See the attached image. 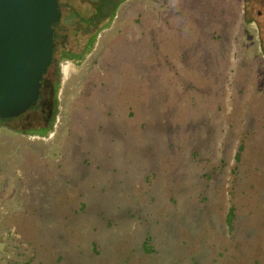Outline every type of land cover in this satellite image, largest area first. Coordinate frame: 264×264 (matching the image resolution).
<instances>
[{
  "label": "rangeland",
  "instance_id": "obj_1",
  "mask_svg": "<svg viewBox=\"0 0 264 264\" xmlns=\"http://www.w3.org/2000/svg\"><path fill=\"white\" fill-rule=\"evenodd\" d=\"M110 2L55 110L0 123V264H264L260 1L171 45L141 27L154 0Z\"/></svg>",
  "mask_w": 264,
  "mask_h": 264
},
{
  "label": "water",
  "instance_id": "obj_2",
  "mask_svg": "<svg viewBox=\"0 0 264 264\" xmlns=\"http://www.w3.org/2000/svg\"><path fill=\"white\" fill-rule=\"evenodd\" d=\"M60 0H0V118L22 116L41 96L55 49Z\"/></svg>",
  "mask_w": 264,
  "mask_h": 264
},
{
  "label": "trees",
  "instance_id": "obj_3",
  "mask_svg": "<svg viewBox=\"0 0 264 264\" xmlns=\"http://www.w3.org/2000/svg\"><path fill=\"white\" fill-rule=\"evenodd\" d=\"M111 2L110 0H60V5L63 10V18L60 22L54 24V62L48 72L44 75L41 96L38 103L29 109L25 114H27L30 110L39 107L47 110L52 107V105V108L55 110V99L52 101V105L45 100L43 101L45 96V82L47 78L57 77L60 71L58 66L60 59L64 57L79 59L90 49L100 28H102L104 24L109 22L113 17L114 13L112 12L115 11L117 4L114 5L115 7L112 11L106 10L108 4ZM13 119L14 118H0V123L9 122ZM37 131L41 132V130ZM231 217L232 212H230L228 218L231 219Z\"/></svg>",
  "mask_w": 264,
  "mask_h": 264
},
{
  "label": "crops",
  "instance_id": "obj_4",
  "mask_svg": "<svg viewBox=\"0 0 264 264\" xmlns=\"http://www.w3.org/2000/svg\"><path fill=\"white\" fill-rule=\"evenodd\" d=\"M159 1L154 0L155 12L148 9L146 3L144 8H140L139 16L144 32L160 33L159 41L161 43L170 41V45L173 44L174 33L195 32L202 34L215 31L217 27L221 28L227 24L228 0H197V2L193 0H162V4H159ZM232 17L229 15L230 20ZM163 33L165 34L163 35ZM166 34H169L170 38H167ZM165 36L166 41L163 40ZM174 46L178 47L175 43ZM176 63L179 62L176 61Z\"/></svg>",
  "mask_w": 264,
  "mask_h": 264
},
{
  "label": "flooded vegetation",
  "instance_id": "obj_5",
  "mask_svg": "<svg viewBox=\"0 0 264 264\" xmlns=\"http://www.w3.org/2000/svg\"><path fill=\"white\" fill-rule=\"evenodd\" d=\"M258 1H260L261 5L263 7V10H259L258 11V16L257 17H255L256 15H253L252 6H249L248 8L246 7L247 11H245V13L246 14H250V18H251V21L250 22L256 23L259 32H261V33L264 34V1H262V0H258ZM257 18H259L261 20H257ZM53 62H52V64H53ZM52 64H51V66H52Z\"/></svg>",
  "mask_w": 264,
  "mask_h": 264
}]
</instances>
